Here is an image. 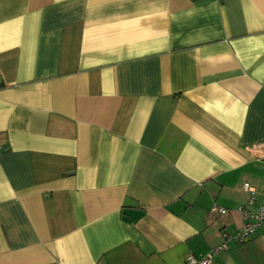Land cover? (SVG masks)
Segmentation results:
<instances>
[{"label":"crops","instance_id":"0c3cea01","mask_svg":"<svg viewBox=\"0 0 264 264\" xmlns=\"http://www.w3.org/2000/svg\"><path fill=\"white\" fill-rule=\"evenodd\" d=\"M245 181L264 0H0V264H186ZM212 264H264V223Z\"/></svg>","mask_w":264,"mask_h":264},{"label":"built area","instance_id":"2783aa9c","mask_svg":"<svg viewBox=\"0 0 264 264\" xmlns=\"http://www.w3.org/2000/svg\"><path fill=\"white\" fill-rule=\"evenodd\" d=\"M241 190L248 194L246 202L238 208L243 219L241 228L234 234L222 231V242L219 245L212 248L200 259L188 255L185 258L186 264H212L218 253L229 249L231 243L238 245L245 244L259 231L261 224L264 223V192L247 181L241 184ZM257 196H260V198L257 199ZM212 212L225 215L227 210L223 207H214Z\"/></svg>","mask_w":264,"mask_h":264}]
</instances>
